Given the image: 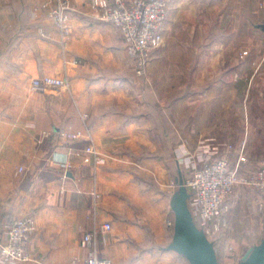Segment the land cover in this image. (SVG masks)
<instances>
[{"label": "crops", "instance_id": "0c3cea01", "mask_svg": "<svg viewBox=\"0 0 264 264\" xmlns=\"http://www.w3.org/2000/svg\"><path fill=\"white\" fill-rule=\"evenodd\" d=\"M42 2L0 0V232L33 222L17 264H84L87 232L112 264H189L165 248L177 177L218 157L242 174L264 159L263 0H167L142 76L90 0H69L66 33ZM44 75L67 89H30ZM263 199L240 186L227 197L222 264L264 238Z\"/></svg>", "mask_w": 264, "mask_h": 264}, {"label": "built area", "instance_id": "2783aa9c", "mask_svg": "<svg viewBox=\"0 0 264 264\" xmlns=\"http://www.w3.org/2000/svg\"><path fill=\"white\" fill-rule=\"evenodd\" d=\"M167 0H90V7L96 17L114 25L125 41V50L131 60V67L137 75H143L150 59V51L161 41V21L165 18ZM43 8L54 25L63 33L68 31L69 0H43ZM264 6V0H263ZM62 77L44 75L30 81V89L42 91L46 88L67 89ZM44 132L43 135H47ZM59 136L75 141L82 136L79 131H60ZM85 151L101 161L92 144ZM245 184L264 193V159L247 174L238 173L230 167L224 157H218L204 166L193 167L184 184L189 192V208L198 227L213 242L216 240L218 225L215 219L224 209V201L237 184ZM173 227V219L167 221ZM111 229L109 222L99 225L101 232ZM33 230L30 217L13 218L0 232V258L7 263L17 264L29 260L26 244ZM85 249L84 264H112L107 257H101L93 243L92 233L87 232L81 239Z\"/></svg>", "mask_w": 264, "mask_h": 264}, {"label": "water", "instance_id": "95a60500", "mask_svg": "<svg viewBox=\"0 0 264 264\" xmlns=\"http://www.w3.org/2000/svg\"><path fill=\"white\" fill-rule=\"evenodd\" d=\"M264 30V24L261 25ZM169 206L173 213L172 235L166 249L182 255L189 264H222L216 255L213 242L197 226L188 205L189 192L184 179H176ZM238 264H264V238L249 246Z\"/></svg>", "mask_w": 264, "mask_h": 264}, {"label": "rangeland", "instance_id": "374dc122", "mask_svg": "<svg viewBox=\"0 0 264 264\" xmlns=\"http://www.w3.org/2000/svg\"><path fill=\"white\" fill-rule=\"evenodd\" d=\"M166 6H167V4H166ZM91 9H92V7H91ZM92 11H93V9H92ZM94 12V11H93ZM95 13V12H94ZM95 17H96V14H95ZM97 18V17H96ZM98 19V18H97ZM164 19L165 18H163L162 19V21H161V25H160V30H161V28H162V23H163V21H164ZM98 20H100V19H98ZM101 21V20H100ZM103 22V21H102ZM114 26V25H113ZM162 33V32H161ZM120 35V34H119ZM121 37V36H120ZM121 39H122V37H121ZM123 40V39H122ZM161 40H162V38H161ZM123 43H124V47L126 46V44H125V41L123 40ZM160 43H161V41H160ZM160 43H159V45L157 46V47H155V48H158L159 46H160ZM154 48V49H155ZM126 51V50H125ZM153 51V49L150 51V56H151V52ZM128 56V55H127ZM150 58V57H149ZM128 59H129V61H130V64H131V60H130V58L128 57ZM149 61V60H148ZM147 64H148V62H147ZM145 70H146V67H145V69H144V73H145ZM144 75V74H143ZM138 76H142V75H138ZM187 177V176H186ZM185 177V178H186ZM184 179V178H183ZM237 186H240V187H245V188H248V190H250V191H252V192H256L257 194H259V195H261V194H264L263 192H261V191H258V190H256V189H254V188H251V187H248L247 185H245V184H237V185H235L234 186V188L232 189V191H231V193L229 194V195H231L232 194V192L234 191V189H235V187H237ZM175 189V188H174ZM228 195V196H229ZM227 196V197H228ZM227 197H226V199H227ZM226 199H225V201H226ZM264 200V199H263ZM225 201H224V207L226 206V204H225ZM264 204V203H263ZM219 217V216H218ZM218 217L215 219V222L217 223V225H218ZM218 229H219V225H218Z\"/></svg>", "mask_w": 264, "mask_h": 264}, {"label": "trees", "instance_id": "16d2710c", "mask_svg": "<svg viewBox=\"0 0 264 264\" xmlns=\"http://www.w3.org/2000/svg\"><path fill=\"white\" fill-rule=\"evenodd\" d=\"M188 205H189V199H188Z\"/></svg>", "mask_w": 264, "mask_h": 264}]
</instances>
